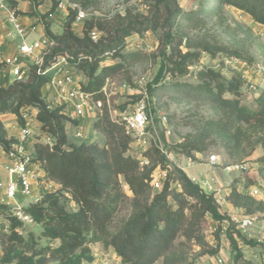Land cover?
<instances>
[{
    "label": "trees",
    "instance_id": "16d2710c",
    "mask_svg": "<svg viewBox=\"0 0 264 264\" xmlns=\"http://www.w3.org/2000/svg\"><path fill=\"white\" fill-rule=\"evenodd\" d=\"M22 1L6 0L16 16L25 15L19 10ZM139 1L148 8L147 14L128 9L124 15L92 16L82 26L81 33L73 27L77 12L71 10L60 34L53 32L46 21L56 11V1L51 12L43 16L45 37L54 43L43 65L30 66L26 81L0 86V148L7 154L16 153L14 146L18 144L1 116L14 115L18 126L24 128L27 121L23 111L36 110V120L41 130L51 136L53 144L37 140L32 146L31 160L41 169L43 178L54 186L24 208L39 226L37 232L30 230L24 234L25 224L12 213L7 215L10 225L0 264H92L94 244L113 248L121 264H156L160 259L171 264L173 260L167 256L177 239L201 242L203 224L208 217L218 222L219 231L224 221L229 222L227 234L235 264H252L245 260L236 240L241 232L229 215L222 212L212 194L194 183L179 166L170 163L160 148L143 152L141 158L129 154L131 139L121 120L112 119L104 87L109 79L143 59L142 53L128 51L133 34L163 30V62L155 81L158 85H149V94L157 100L167 95L174 100L202 104L220 116L219 120L200 122L196 132L187 135L172 151L196 160V154L205 153L213 140L220 142L229 159L249 155L258 146L264 150V88L256 90L246 101L245 91L254 89L253 84L242 72L229 73L224 64L231 58L251 63L242 55V47L229 49L204 39H187L188 52L183 53L180 50L183 40L176 42L172 32L183 21L194 25L203 17L222 16L228 7L264 26V0H195L197 9L190 12L183 9L180 0ZM70 2L88 10L97 0ZM93 31L100 33L98 41L90 37ZM260 45L264 65V44ZM204 54L215 64L205 65ZM65 55L88 78L82 89L92 101L102 102L91 127L102 134L103 147L91 142H70L67 125L74 120L64 106L52 108L47 101L44 88L50 84L51 77L43 72ZM108 59L115 63L105 65ZM260 73L264 76V66ZM191 74L195 82H179ZM167 75L177 81L159 85ZM260 162L264 177V157ZM158 168L167 171V177L162 189L154 192L153 175ZM234 183L227 195L234 207L245 215L264 211L263 201L239 191ZM244 186L249 189L254 185L247 181ZM124 187H128L132 196ZM124 206L130 208V215L116 225Z\"/></svg>",
    "mask_w": 264,
    "mask_h": 264
},
{
    "label": "rangeland",
    "instance_id": "374dc122",
    "mask_svg": "<svg viewBox=\"0 0 264 264\" xmlns=\"http://www.w3.org/2000/svg\"><path fill=\"white\" fill-rule=\"evenodd\" d=\"M56 0H24L21 2L20 11L25 15L20 18H34L43 25V16L51 12ZM181 6L186 12L197 9V1L195 0H180ZM10 9V7H9ZM132 9L134 13L147 14L148 8L139 0H97V3L87 11L91 16L112 17L117 13L125 14L126 10ZM6 21L7 15L4 13ZM68 19V14L61 11H54L48 15L46 21L51 24L53 32L60 34L63 31L64 24ZM24 20V19H22ZM34 26H32L33 28ZM74 29L81 33L82 27L74 24ZM252 32L249 34V32ZM176 42L183 40L180 50L183 53L188 52L185 48L187 39H204L212 44H217L229 49H237L242 47V55L251 60V63L241 62L239 64H231L227 66L229 73L242 72L244 76L253 84L254 89L245 91L244 99L248 101L256 90L264 88V76L260 73L263 70V57L261 45L264 44V26L255 23L247 14L233 8H226L222 16L213 15L203 17L197 24L191 25L185 21L182 22L179 28L173 31ZM163 36L164 31L147 32L144 35L133 34L129 38V52H139L144 55L143 59L137 62L133 67L122 71L117 76L109 79L104 87V92L107 100V105L113 120L120 121L123 114L131 112L135 106L144 99L147 104V112L150 118L149 132L152 140L155 141V148H160L165 154L170 163H174L180 168L189 163L190 158L180 152L172 151V147L181 143L189 134L196 132V125L206 120H219L218 116L208 106L189 103L186 101L174 100L170 96H163L161 100L152 97L149 94L148 86H156V78L161 69L163 62ZM42 37L36 31H31L28 34L27 41L29 43L40 40ZM170 49H167V53ZM202 61L205 65H214L215 61L211 60L208 55H203ZM115 61L108 59L105 65L114 64ZM71 65V64H70ZM1 66H5L3 63ZM0 66V67H1ZM72 71L77 80V84L82 87L88 82V78L72 65ZM14 79V77L12 78ZM170 75L162 77L160 84L176 82ZM179 82H195L193 74L180 78ZM32 126V137L40 139L37 135L40 127L37 124L34 116L29 114ZM96 116L93 115L89 120V124H85V119L82 121V130L85 138L80 140L75 136L77 121L74 120L69 124L68 138L70 142L82 143L91 142L98 147L104 146V138L101 133L94 131L91 127ZM5 126L11 129L9 122H5ZM19 131V127H15ZM14 128V129H15ZM14 130H11V136L15 137ZM210 148L202 154H196V160H192V164L196 167L205 164L211 155H216L221 160L219 179L226 177L225 182H229L232 186L233 182L237 189L241 192H246L248 188L244 186L247 181L252 182V187H256L261 191V195L257 200L264 202V177L261 173L263 164L260 160L264 157V150L258 146L251 154L229 159L219 141H212ZM250 152V149L248 150ZM130 155L135 158L142 157V149L131 146ZM9 155V154H7ZM250 163L251 169L247 174L235 173L228 175L223 171V168L232 164ZM165 170L158 168L153 175V191L159 192L166 180L164 176ZM3 183L7 185L5 173L2 176ZM230 186V188H231ZM54 188L52 184L47 182L42 173L34 180V189L36 200H39L44 193L51 191ZM125 192L132 196L128 187H124ZM226 190V187H225ZM249 194V193H247ZM35 199H28L23 202L24 208ZM229 202V201H228ZM230 203V202H229ZM223 213L228 214L229 206L221 209ZM11 213V209L3 204H0V262L3 257L4 247L6 245V236L9 231L10 221L7 215ZM130 215V208L124 206L121 213L116 219V225H120ZM255 218L253 226L245 231H240L241 236H237L239 248L242 251L245 260L252 264H264V211L257 212L251 215ZM33 230L38 231L39 226L35 223L25 224L22 229L23 233ZM238 230V229H237ZM239 231V230H238ZM202 241H188L184 237H179L175 243V247L168 254L167 259L173 260L171 264H219V259L224 260V264H235L234 252L228 239V234L223 236L218 230V222L208 217L203 224L201 233ZM244 241H243V239ZM251 241L253 244H248ZM92 251L95 254V260L92 264H121L113 248H107L102 244L91 245ZM165 261L160 259L156 264H164Z\"/></svg>",
    "mask_w": 264,
    "mask_h": 264
},
{
    "label": "built area",
    "instance_id": "2783aa9c",
    "mask_svg": "<svg viewBox=\"0 0 264 264\" xmlns=\"http://www.w3.org/2000/svg\"><path fill=\"white\" fill-rule=\"evenodd\" d=\"M56 1L58 3L57 11L67 13L68 15L71 10L77 12L75 25L83 26L85 22L92 17L87 10H83L78 4L72 3L70 0ZM0 12H4L7 15V37L17 48V54L6 57L2 63L5 65L8 73L15 78V81H26L29 78L30 66H38L40 68L44 63L45 56L49 54L50 48L54 46V43L50 42L45 35L42 36L40 40L29 43L27 38L32 27H27L22 23L19 16H16L14 11L9 9L6 0H0ZM90 37L92 40L98 41L100 33L98 31H93ZM224 64L225 66L239 64V60L235 58L226 59ZM72 70L69 56L65 55L59 57L43 72V74L51 77V82L48 85L53 86L58 92V99L51 100L50 102L51 107H58L59 100L66 109H69L68 111L71 119L80 122L75 129V136L83 140L85 134L82 130V121L87 113L96 115L97 111H101L102 102L92 101L87 92L77 84ZM23 117L26 121L30 118L27 112L23 113ZM121 122L125 128L126 135L131 139V146L142 149V152L155 147V141L152 140L149 132L150 118L147 112V104L144 99L140 101L131 112L123 114L121 116ZM31 135V129L28 126L19 130V136L17 138L18 144L14 146L16 153H8L15 161L6 166L9 176L7 185L4 186L0 180V189H4V193L0 196V204L8 206L14 217L24 224H33L34 220L25 213L24 206L19 201V197L25 199L36 198L34 180L37 179L42 172L39 166L32 162L31 155L22 154V145L28 141ZM46 143L50 145L53 144L51 141H47ZM188 162L192 164L191 159H189ZM207 163L210 169L209 175L202 179L199 177H192V181L198 184L207 193L212 194L221 209L225 208L226 205L233 206L227 200V192L230 193L231 191L230 183H228L225 190V186L221 184L218 177L219 167L222 165L220 158L216 155H211ZM250 169V163L246 162L228 165L223 168V171L228 175H234L235 173L247 174ZM164 176L167 177V171L164 173ZM245 193H249L255 197L261 195V191L256 187H250ZM232 208L233 209H229L228 215L230 221L237 225L239 231H245L253 226L255 222L253 216L245 215L242 210L234 206ZM228 227L229 222L224 221L220 230L223 236L227 235ZM218 262L219 264H224L223 259H219Z\"/></svg>",
    "mask_w": 264,
    "mask_h": 264
},
{
    "label": "crops",
    "instance_id": "0c3cea01",
    "mask_svg": "<svg viewBox=\"0 0 264 264\" xmlns=\"http://www.w3.org/2000/svg\"><path fill=\"white\" fill-rule=\"evenodd\" d=\"M20 5H19V9H20ZM3 18H5L4 12H0V64H2L3 60L6 57H9V56H12V55H16L17 54V48H16L15 44L12 43L10 41V39L7 37V31H8V29H7L8 27L6 26L7 20L6 21H3ZM22 19H24V20H22ZM20 20L27 27L34 26L31 29V31H36L39 34V36L42 37V36L45 35L44 34V26L40 22H38L37 19H34V18H29V19L20 18ZM12 78H13V76L8 73V71L5 68V66H1L0 67V86L7 87L8 85H10L12 82L15 81V78L14 79H12ZM44 93L47 96V101L48 102H51V100L58 99V92H57V90L53 86L47 85L44 88ZM58 103H59L60 106H63L61 101L58 100ZM59 105H57V106H59ZM68 110L69 109H66L65 108V112L67 114H69V111ZM24 112H27L28 114H31L36 119V115H37V111L36 110H34V109H25L23 111V113ZM92 116L93 115L91 113H87L86 114V116L84 118L85 119L84 120L85 121V124H89L90 123L89 120L92 118ZM1 119H2V121H3L4 124H5V122H9V125H10L11 129H9V127H6V128H7L8 132H9L10 136H11V130H14V132H15L14 135H15L16 138H18L19 131L15 127L18 128L19 126H18L16 117L14 115H12V114H5V115H2L1 116ZM30 121H31V119L29 118V120L27 121V126L28 127L29 126H32V124H33ZM69 124H71V123H69ZM69 124L67 125V130H69ZM83 125L84 124L82 122V126ZM35 126L40 127V124L37 122V124H35L34 127ZM31 133H32V130H31ZM32 135H33V133H32ZM32 135L30 136V138L28 139V141L25 144L22 145V148H23L22 154L31 155V153H32V146H33V144L37 140H40L42 142H47V141L53 142L51 136L49 134L45 133L44 131H42L41 128H40L39 133H37V135L40 136V139H35V138L32 137ZM14 161L15 160H14L13 157H11L10 155H7V153H5L0 148V180L2 181V183H3L2 176H3L4 173L6 175L7 181L9 180V176H8V172L6 170V166L9 165V164H12ZM183 170L187 173V175L190 178H192V177H199V178L202 179V178H205V177H207L209 175V170L210 169H209V164L208 163L201 164V165H198V166L195 167L193 164H189V163L186 162L185 163V166L183 167ZM218 172H220V170ZM41 173H42V176H43V172H41ZM219 180H220L221 184L223 186H225V187L229 183V182H225L226 177H224L222 179H219ZM3 193H4V189H2V190L0 189V196ZM228 194H229V192H227V195ZM21 200L23 202H26L28 199H25L23 197H19V201L20 202H22ZM232 207L233 206H229V209H233Z\"/></svg>",
    "mask_w": 264,
    "mask_h": 264
}]
</instances>
